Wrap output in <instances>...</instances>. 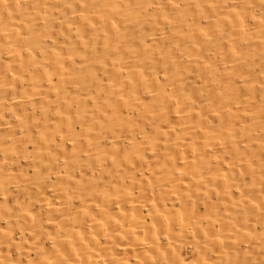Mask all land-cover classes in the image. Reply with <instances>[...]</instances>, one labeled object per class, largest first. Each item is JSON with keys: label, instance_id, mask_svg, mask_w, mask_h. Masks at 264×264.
Wrapping results in <instances>:
<instances>
[{"label": "bare ground", "instance_id": "obj_1", "mask_svg": "<svg viewBox=\"0 0 264 264\" xmlns=\"http://www.w3.org/2000/svg\"><path fill=\"white\" fill-rule=\"evenodd\" d=\"M0 264H264V0H0Z\"/></svg>", "mask_w": 264, "mask_h": 264}]
</instances>
